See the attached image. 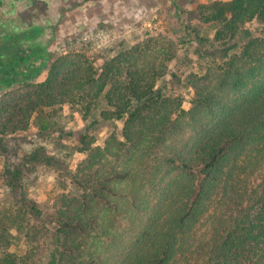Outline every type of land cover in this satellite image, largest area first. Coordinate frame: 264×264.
<instances>
[{
    "label": "trees",
    "instance_id": "obj_1",
    "mask_svg": "<svg viewBox=\"0 0 264 264\" xmlns=\"http://www.w3.org/2000/svg\"><path fill=\"white\" fill-rule=\"evenodd\" d=\"M169 3L174 44L141 40L100 61L52 60L41 26L4 33L0 22V188L12 199L0 203V264H264V0ZM192 42L208 60L182 78ZM177 85L189 96L167 92ZM98 120L111 130L95 131ZM31 126L60 127L61 159L14 147ZM38 166L58 182L41 222L38 202L13 189Z\"/></svg>",
    "mask_w": 264,
    "mask_h": 264
},
{
    "label": "rangeland",
    "instance_id": "obj_2",
    "mask_svg": "<svg viewBox=\"0 0 264 264\" xmlns=\"http://www.w3.org/2000/svg\"><path fill=\"white\" fill-rule=\"evenodd\" d=\"M32 1L0 0V14L3 15L0 22L3 23L4 29L12 31L25 28L28 25H40L43 28V33L39 40L43 42L50 39L47 49L52 55V60L61 55L80 53L96 57L100 61V56L105 55L106 51L104 50L107 49L112 50L109 55H114L121 48H129L141 40L149 39L155 47L165 43L164 39L174 44L176 37L182 35L180 31L174 30V22L176 23L177 18L169 0H38L39 3L36 4V7L31 8ZM212 1L216 0H176V5L180 8L188 6V8L194 9L196 6ZM248 25L247 28L253 35L262 29L256 22ZM208 28L204 31L211 35L214 28L212 26ZM186 46L187 48L183 49L178 56L183 62H186L181 70L182 78L190 72H197L198 68L203 69L208 60L203 51L207 47L198 46L200 52L197 53L193 51L196 47L194 42L188 43ZM234 51L236 49L232 50V52ZM45 74L46 70L41 73L39 79L43 78ZM161 81L159 80L157 84H161ZM169 88L167 92H173L176 95L189 96L190 93L187 88L179 85L174 89ZM75 124V122H69L63 125L73 128ZM92 127L95 131L98 129L99 133L111 130L109 123L99 120ZM59 128L55 126L54 133L44 136L31 126L26 132L15 135L17 144L14 147L26 155L43 147L39 150L41 155L48 152L61 159L64 149L56 145ZM104 137L103 133L101 136L99 135L96 138V144H101ZM12 154L10 152L7 162L15 166L17 161L19 162L22 158L20 155L15 158ZM73 159L67 165L65 162L62 167H57L62 173H65L67 168H73L75 164ZM44 167L38 166L29 174L23 172L21 178L14 181L17 187L13 188L17 193L23 192L27 195L26 198L30 201L38 202L41 210L40 222L43 221L49 206L48 202L44 200L43 193L53 184H58L53 177L54 172ZM1 171L0 168L2 175ZM6 175L9 173L4 174V176ZM4 185L2 184L0 188V203L9 204L12 199L7 189H11V186L6 189ZM16 239L13 250L21 252L24 244L19 238L16 237Z\"/></svg>",
    "mask_w": 264,
    "mask_h": 264
},
{
    "label": "flooded vegetation",
    "instance_id": "obj_3",
    "mask_svg": "<svg viewBox=\"0 0 264 264\" xmlns=\"http://www.w3.org/2000/svg\"><path fill=\"white\" fill-rule=\"evenodd\" d=\"M31 26H40V25H28V26H26L25 28H22V29H15V30H4V33H7V32H13V33H18V32H21V31H23L24 29H26V28H28V27H31ZM3 28H5L4 26H3ZM18 31V32H17ZM42 32H43V29H42ZM42 32H41V34H40V36H39V38L41 37V35H42ZM3 33V32H2ZM39 38H38V40H39ZM10 40V39H9ZM39 42H41L42 44L44 43V41L42 42V41H40L39 40Z\"/></svg>",
    "mask_w": 264,
    "mask_h": 264
},
{
    "label": "crops",
    "instance_id": "obj_4",
    "mask_svg": "<svg viewBox=\"0 0 264 264\" xmlns=\"http://www.w3.org/2000/svg\"><path fill=\"white\" fill-rule=\"evenodd\" d=\"M18 32V31H17ZM43 33V32H42ZM23 41H21V43H22ZM26 43H29V41H26Z\"/></svg>",
    "mask_w": 264,
    "mask_h": 264
}]
</instances>
